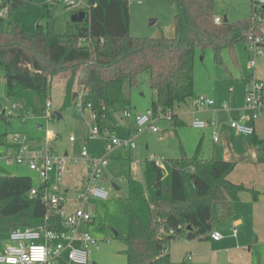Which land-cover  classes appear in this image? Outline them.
I'll list each match as a JSON object with an SVG mask.
<instances>
[{
  "label": "trees",
  "instance_id": "1",
  "mask_svg": "<svg viewBox=\"0 0 264 264\" xmlns=\"http://www.w3.org/2000/svg\"><path fill=\"white\" fill-rule=\"evenodd\" d=\"M86 1V16L67 23L63 36L40 24L34 34H29L11 21L3 30L4 18L0 17V67L7 98L20 100L25 109L40 106L42 113L46 101L50 102L53 83H60L63 94L57 114L84 93L95 123L103 127L113 112L128 105L125 89L145 83L155 96L152 113L170 110L171 125L177 130L184 122L172 113L174 106L195 98L197 49L202 53L210 49L214 64L223 66L222 53L228 51L236 64L235 46L250 35L259 37L264 48V12L257 11L253 2L250 17L227 22L220 18L216 24L214 0H156L176 7L174 35L141 39L129 33L127 0ZM22 3L8 0L7 13ZM255 13L260 14V21L253 19ZM84 37L91 39V46L79 45ZM5 136H0V146ZM253 147L254 161L264 164V137H254ZM162 164L159 167L153 160H145L141 178L127 179V234L122 239L126 264H189L171 261L168 249L173 240L209 239L214 226L232 219L234 203L242 192H249L254 201L258 198L257 191L229 180L237 161L203 157L202 141L192 156L180 146L179 157ZM33 187L40 188L36 196L29 194ZM41 195L37 180L10 174L0 163V250L17 228L63 230L58 217L44 220ZM187 227L191 229L187 231ZM169 230L174 234H168Z\"/></svg>",
  "mask_w": 264,
  "mask_h": 264
},
{
  "label": "rangeland",
  "instance_id": "2",
  "mask_svg": "<svg viewBox=\"0 0 264 264\" xmlns=\"http://www.w3.org/2000/svg\"><path fill=\"white\" fill-rule=\"evenodd\" d=\"M127 1L129 3L130 14L129 33L132 37L157 39L159 37L171 38L174 35L173 17L176 14V7L173 4L156 0ZM252 2L253 0H214V12L216 16L220 18L226 17L228 21L248 18L252 13ZM257 10L259 9L257 8ZM5 12H7V9ZM74 12L75 8L69 9L64 7L62 0H45V2L41 3L23 0L19 8L14 9L9 14L6 13L2 29L6 30L7 22L11 21L18 23L27 33L34 34L36 26L40 24L44 29L48 27L56 35L63 36L66 33L67 23L71 21L74 15H79V19L82 18V15H80L83 13L82 11L76 14ZM150 20H155V22L150 24ZM244 45V42H238L235 46L236 64L233 63L228 51H224L222 53L223 66L214 64L210 49H206L203 53L199 49L196 50L194 59V96H205L214 100L216 107L220 108V110L224 104H226L228 110L234 107L233 104L237 107L243 104V82L241 79L247 80L251 74H254V71L248 68L249 54ZM3 75L4 72L0 67V136L6 135L5 137H7L8 135L17 133L26 136L29 143H38L44 140L43 138L46 137L49 131L61 136V140L52 143L57 146L59 153L67 150L69 152L73 151L76 154L79 146L88 138L89 129L95 126L92 111L86 109L84 110V116L80 117L76 113V105L73 104L61 112L62 119L58 120L57 116H55L49 123H46L41 118L40 106H37L36 109H25L20 100L6 97ZM255 76L264 83V55L256 60ZM231 86H234L236 94L240 95L241 93L242 95L241 100L237 99L240 102L238 104L234 103V101L229 103L228 88ZM62 94L63 85L53 83L50 105L54 114L59 113ZM125 97L129 102L131 118H124L121 115L122 108L114 114L116 121L124 130V132L119 128L114 130V134L120 140L128 139L131 134H134L136 127L134 121L135 115L143 114L150 107L152 100H155L153 92L145 83L132 89L126 88ZM191 102L192 99H189L184 104L175 105L174 110L178 111L181 109L188 116L187 113L190 112L189 107H191ZM83 105L84 103L82 102ZM26 110L33 113L36 118L28 119L25 122L22 121L21 117L25 114ZM219 112H221V120L219 122H225L224 128H227L229 121L227 120L228 113L226 110ZM2 115L5 117L3 118ZM232 118L236 119V117ZM37 124H42L43 129L36 130ZM252 125L253 128L255 127L256 137H264V116L258 117ZM154 126L158 130L156 133L146 129L142 133H137L133 136V149L119 146L113 147L107 153L105 151V142L102 139L92 140L88 145L89 149L96 151L99 156H106L108 160L107 177L112 176L115 180V182L113 181L114 184L120 189L115 191L111 186L112 181L107 178L101 182V185L108 191L109 198L104 202L92 203L86 208L93 217V223H90L92 225L86 226V228L99 244V250L91 257L89 264H126L122 239L127 234V216L125 214L124 199L128 191V177L140 179L142 164L145 160L156 158L164 161L179 157L180 146L186 154L191 155L198 133H200V131L191 129L189 126L179 128L177 133L173 132L171 122L163 119L156 120ZM129 129L130 131L128 132ZM70 135L76 140L73 144L67 141ZM99 136L101 138L105 136L104 132H101ZM252 139L253 136L241 137L234 136L233 134L230 143L235 147V156L247 155V153L251 152L253 147ZM50 144L51 142H49ZM220 157L223 158L222 156L216 158ZM1 167L10 174L29 176L34 182L37 180L34 173L28 169L25 170L23 167L6 166L3 162L1 163ZM246 168L243 165H237L230 176L237 181H248L252 173ZM74 172L76 171L74 170ZM64 176V180L69 184L74 182L73 175ZM243 186L245 187V185ZM76 193L75 188L70 189L69 197L72 198ZM241 209L247 211V208L244 206ZM217 227H220V229L216 228V231L221 235H224V230L230 231V226L227 223L220 224ZM237 230L240 232L239 227ZM250 233L251 230H249L248 234ZM114 234L118 237H114ZM228 237L229 233L224 238V251H219L218 249L214 251L210 244V241H212L210 239L188 241L180 237L170 243V259L174 263H180L188 261L187 257L189 256V264H233L230 262V259L238 260L240 264H264V239L255 242L252 240L251 244H248L252 246L249 251L246 250L247 245L243 248L239 246L240 250L235 248V243L234 246L232 244L230 246L226 245ZM259 244L262 245L259 246ZM232 247H234V251L231 250ZM199 254H202V256L199 257Z\"/></svg>",
  "mask_w": 264,
  "mask_h": 264
},
{
  "label": "built area",
  "instance_id": "3",
  "mask_svg": "<svg viewBox=\"0 0 264 264\" xmlns=\"http://www.w3.org/2000/svg\"><path fill=\"white\" fill-rule=\"evenodd\" d=\"M7 1L0 0L1 18H4L7 13L5 12ZM62 4L69 9L87 10L89 8L86 0H62ZM253 4L256 9H259L257 11L264 12V0H253ZM253 19L260 21V14L255 13ZM220 21V17H215L214 23L219 24ZM260 41L259 37L250 35L244 42L246 50L250 54L248 68L252 71L256 68L257 58L264 55V48L259 45ZM79 45L91 46V39L89 37L80 38ZM228 92L232 94L233 87H230ZM192 103L196 110L208 109L215 105L214 100L205 96H196ZM44 105L41 118L49 123L54 118V114L49 101H46ZM74 105H76V113L80 117L84 116V110H91V105L84 102V93L78 95ZM221 110L229 112L226 104L221 106ZM239 111L241 114L237 119L228 121V128L235 136H252L254 134L252 124L258 117L264 116V83L257 80L252 74L244 83V102ZM123 116L130 118L131 111L126 108L123 111ZM21 118L25 122L36 117L26 110ZM170 118V110L157 115H154L151 110L135 115L134 134L124 140L118 139L114 132L105 125L100 127L95 123V126L89 129L87 140L102 139L105 142L107 153L113 147L119 146L133 149L132 138L135 134L142 133L146 129L156 133L158 130L154 126V122L159 119L170 121ZM191 127L197 130L210 129L213 141L217 142L219 135L214 120L193 119ZM37 128L42 129L43 127L38 125ZM101 132H104L105 135L102 138L99 136ZM54 138L55 136L47 132L40 146L33 149L27 142L26 136L13 133L10 135V142L0 146V163L3 162L6 166H24L36 175L42 189L41 201L46 209L44 220L47 221L50 217L56 216L60 219L63 227V230L58 232L48 230L45 226L12 230L5 246L0 250V264H89L90 257L99 250L98 241L85 229V226L93 223V217L86 207L92 201H106L109 198L108 191L100 185L108 166V160L105 155L99 156L91 153L86 145L82 146L79 156L76 157L57 154L49 145L50 140ZM68 140L73 142L75 139L70 136ZM151 160L156 166L163 167L161 160L156 158ZM79 164L86 167V173L79 184L74 187L77 193L70 198L69 193L62 189V180L71 166ZM39 191L40 188L33 187L29 194L36 196ZM231 232L235 237L237 234L236 224H232ZM168 234L173 235L174 233L169 230ZM209 238L216 242L221 240L222 236L219 232H212ZM187 260H190L189 256Z\"/></svg>",
  "mask_w": 264,
  "mask_h": 264
},
{
  "label": "crops",
  "instance_id": "4",
  "mask_svg": "<svg viewBox=\"0 0 264 264\" xmlns=\"http://www.w3.org/2000/svg\"><path fill=\"white\" fill-rule=\"evenodd\" d=\"M138 3H140V2H138ZM70 11H72V10H70ZM80 11L85 13L86 10L81 9V8L80 9H75L74 13L76 14L77 12H80ZM244 48L246 49L245 45H244ZM249 59H250V54H249ZM253 75L255 76V70H254V74ZM258 80H260V79H258ZM241 81L243 82L242 95H243V102H244V83H245L246 80L245 79H241ZM231 87H233V93L231 94V93L228 92V94H229V103H232L234 101V103L238 104L240 102L237 101V99H240L242 95H241V93H240V95L236 94V90L234 89V86H231ZM152 101H154V100H152ZM192 102H193V99H192ZM192 102H191V107H189L190 112L187 113L188 116H186L185 115L186 113L182 112L181 109H179L178 111H175L174 108H173L172 113L177 115L178 118L184 122V126L183 127L189 126L191 129H193L191 127V122H192L193 119H199V120H203V121L214 120L216 122V124H217V131H218V135L219 136H218L217 142H214L210 129H205V130L194 129V130L200 131V133H198V137H197L196 142L194 144V149H192V154L191 155L187 154V155L188 156H192L194 154L195 150H196V147H197L198 143L202 141V154H203V157H206V158L212 157V158L217 159V160H220V159H222V160H235V161H237V165H243V167H247L246 169L249 172L252 173V175H251V177L249 178L248 181L247 180H241V181L239 180V181H237L235 178L231 177L230 175H229L228 178L233 183H238V184L245 185L246 189H251V190L257 191V194H258V198L255 201L252 199L251 194L249 192H247V191H244V192H242L239 195V199L234 203V206H233L234 208H233V213H232V219L229 222H227V225L230 226V231H226V230H224V228H222V230H224V235H221L222 239L219 240V241H216V242L215 241H210V244L212 245V247H213L212 249H214V251L217 250V249L219 251H222V250L224 251V249H225L224 248V245H225L224 238L229 233V237H228L226 245L230 246L232 244L234 246V243H235L236 244L235 248L237 250H240L239 249L240 247L243 248V247H246V245H247L246 250L250 251L252 246L248 245V244H251L252 240H254V242H255V241H259V240L264 239V164H259V163H256L254 161V156H253L254 147H252L251 152L247 153V155H241V156L237 155V156H235V154H234L235 153L234 152V148L235 147L232 146V144L230 143V140L232 139V136H233L234 133L230 129H227L228 128L227 127L228 124H227V126L225 125L227 128H224V123L225 122L224 123L219 122V120H221V112H219V111H221V110H220V108L218 109L216 107V103H215L213 108H210V109L208 108V109H204V110H196V109L193 108V103ZM233 105H234V107L231 110H229V112H227L228 114L226 113L227 114V118H228L227 120L233 119L232 117H236V119H237L240 116V114H241V112L239 111L238 108L240 106H242L243 104L242 105L240 104L238 107L235 104H233ZM120 108H122L121 115L123 116V111L126 108H128L130 110L129 102H128V105L126 107L124 106V107H120ZM120 108H118L117 111L112 113L111 119L109 121L105 122V126L110 128L113 132H114L115 129H118V128L121 129L122 132H124V130L121 128V126L118 124V122L116 121V119L114 117V114H116L119 111ZM191 109H192V111H191ZM148 110H150V107L148 109H146L145 112H147ZM59 115L61 116L60 119H62L61 113ZM124 118H126V117H124ZM60 119H58V120H60ZM38 125L43 127L42 124H37L36 125V130H42L43 128L42 129H38L37 128ZM171 129H173L172 130L173 132L177 133L178 129L174 130L172 125H171ZM129 131H130V129L128 130V132ZM49 134L52 135V136H55L54 139L50 140V142H51L50 146L53 148V150L57 154H60V155H68V156H73V157L79 156L82 146L86 145L88 147V145L90 143V141H88L86 139V141L79 146V148L77 149L76 154H74L73 151L69 152L67 150H65L63 153H59V151L57 149V146H55L52 143H56L59 140H61L60 134H57V133L53 134L51 132H49ZM70 136H72V135H70ZM252 136H253V138L256 137L255 127H254V134ZM68 138H67V141L69 143L73 144V143L76 142V140H74L73 142H70L68 140ZM9 142H10V135H8L5 138L4 144L6 145ZM42 142L43 141H40L38 143H29V142L28 143H29L31 148L36 149V148H38L40 146V144ZM252 142H253V139H252ZM5 145H3V146H5ZM88 149H89V147H88ZM89 151L91 153L99 155L96 151H91L90 149H89ZM219 156H222L223 158H221V157L220 158H216V157H219ZM173 159H175V158H173ZM13 167H16V166H13ZM20 167H23L25 170L27 169L24 166H20ZM74 170L76 172H74ZM107 172L108 171L106 169V171H105V173L103 175V178L100 181V185H101V182L105 181L107 178H109L112 181L111 184L112 183L114 184V182H115L114 178L112 176L107 177L108 176ZM85 173H86V167L84 165L79 164V165L71 166L69 168L68 172L65 173V175L66 176H70V175L74 176V178H73L74 182L72 183L73 185L69 184L67 181H65L64 180L65 176H64L63 180H62V189L69 193L70 189H72L75 186H77L79 184V182L84 178ZM117 188H118L117 190H115V189L114 190L115 191L120 190L119 187H117ZM95 202H104V201H92L87 206H89L90 204L95 203ZM242 206L246 207L247 211L246 210H242L241 209ZM230 223L236 224L237 225V229H238V227L240 229V232H238V230H237V234H236L235 237L232 236V232H231L232 225H230ZM89 225H92V224H89ZM89 225H87V226H89ZM217 226L218 225L213 227L212 232H217L216 228L220 229V227H217ZM85 229L87 230L86 226H85ZM249 230H251L250 234H248ZM259 237H261V239H259ZM260 245H262V244H259V246ZM233 248L234 247H232L231 250L234 251ZM244 250H245V248H244ZM168 251H169V249H168ZM249 251H248V253H249ZM95 254H96V252H95ZM95 254H93L92 256H94ZM200 256H202V254H199V257ZM91 257H90V259H91ZM230 262L233 263V264H240L238 262V260L230 259Z\"/></svg>",
  "mask_w": 264,
  "mask_h": 264
},
{
  "label": "water",
  "instance_id": "5",
  "mask_svg": "<svg viewBox=\"0 0 264 264\" xmlns=\"http://www.w3.org/2000/svg\"><path fill=\"white\" fill-rule=\"evenodd\" d=\"M80 15H82V18H81V19H79V18H80L79 15H74V16L72 17L71 21L82 20V19H84V17L86 16L85 13H82V14H80ZM223 21H224V22H227L228 20H227L226 17H224V18H223ZM154 22H155V20H150L149 23L152 24V23H154ZM55 114H56V116H57V119H60V118H61V116H60L59 114H57V113H55ZM111 186H112V188L115 189V190L118 189L113 183L111 184ZM190 229H191V227H187V231H189ZM116 236H117V235L114 234V237H116ZM92 264H95V263H92Z\"/></svg>",
  "mask_w": 264,
  "mask_h": 264
}]
</instances>
